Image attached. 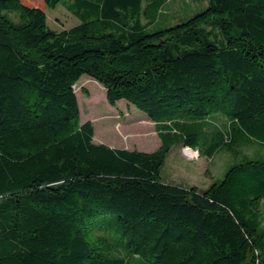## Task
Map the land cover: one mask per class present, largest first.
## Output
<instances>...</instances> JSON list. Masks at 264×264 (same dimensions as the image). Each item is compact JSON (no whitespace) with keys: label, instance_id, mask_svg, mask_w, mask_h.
<instances>
[{"label":"trees","instance_id":"16d2710c","mask_svg":"<svg viewBox=\"0 0 264 264\" xmlns=\"http://www.w3.org/2000/svg\"><path fill=\"white\" fill-rule=\"evenodd\" d=\"M61 1L0 0L20 12L0 14V264H264V156L206 188L161 178L176 142L264 148V0H207L153 32L143 0H74L81 22L52 29ZM85 74L147 113L160 147L95 143Z\"/></svg>","mask_w":264,"mask_h":264},{"label":"rangeland","instance_id":"374dc122","mask_svg":"<svg viewBox=\"0 0 264 264\" xmlns=\"http://www.w3.org/2000/svg\"><path fill=\"white\" fill-rule=\"evenodd\" d=\"M24 1L43 6L42 0ZM73 2L74 0H62L56 7L46 9L47 24L50 28L60 31L81 22L79 15L71 10L70 4ZM207 5V0H143L142 21L147 30L153 32L180 23ZM19 13L17 10L0 9V14L13 22L20 20ZM76 94L80 120L81 122L90 120L93 123L95 143L144 152H153L161 145L156 123L147 113L132 103L129 104L126 99L111 105L107 101L104 86L89 75H83L76 83ZM212 123L214 128L226 131L229 121L220 116L212 120ZM214 128L212 131L215 130ZM212 131L208 133L211 135ZM184 148L185 146L180 142L172 145L161 170V178L172 183L194 184L198 188L207 187L223 179L227 169L238 162L242 155L264 156V148L256 142L240 146L238 155L234 149L222 147L209 157L201 143L200 150L189 147L199 152L198 156L196 153L186 154ZM262 212L264 220V205Z\"/></svg>","mask_w":264,"mask_h":264},{"label":"bare ground","instance_id":"6f19581e","mask_svg":"<svg viewBox=\"0 0 264 264\" xmlns=\"http://www.w3.org/2000/svg\"><path fill=\"white\" fill-rule=\"evenodd\" d=\"M187 152H189V153H196L197 154V156L199 155V152H197V151H194L193 149H190V148H187Z\"/></svg>","mask_w":264,"mask_h":264},{"label":"crops","instance_id":"0c3cea01","mask_svg":"<svg viewBox=\"0 0 264 264\" xmlns=\"http://www.w3.org/2000/svg\"><path fill=\"white\" fill-rule=\"evenodd\" d=\"M156 129H157V127H156ZM160 147V146H159ZM170 154V151H169V153H168V155ZM168 155H167V157H168ZM166 157V158H167ZM165 162H166V160H165ZM165 165V164H164ZM168 182H170V181H168ZM170 183H172V182H170ZM173 184H178V185H186V184H181V183H175V182H173ZM192 185H194V184H192ZM189 186H191V185H189ZM200 188V187H199ZM204 188H206V187H204Z\"/></svg>","mask_w":264,"mask_h":264},{"label":"built area","instance_id":"2783aa9c","mask_svg":"<svg viewBox=\"0 0 264 264\" xmlns=\"http://www.w3.org/2000/svg\"><path fill=\"white\" fill-rule=\"evenodd\" d=\"M187 148H189V147H187ZM187 148L185 147L184 150H185L186 154L189 155V152H187ZM190 149H191V148H190Z\"/></svg>","mask_w":264,"mask_h":264}]
</instances>
